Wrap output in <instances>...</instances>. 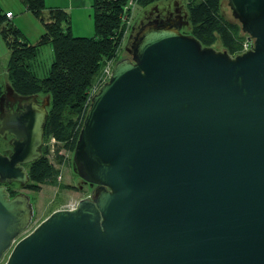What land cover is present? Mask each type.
Wrapping results in <instances>:
<instances>
[{
	"label": "water",
	"instance_id": "1",
	"mask_svg": "<svg viewBox=\"0 0 264 264\" xmlns=\"http://www.w3.org/2000/svg\"><path fill=\"white\" fill-rule=\"evenodd\" d=\"M222 1L252 50L204 48L179 16L139 26L73 151L90 199L20 239L32 208L2 184L28 183L47 111L36 96L0 108L4 264H264V0Z\"/></svg>",
	"mask_w": 264,
	"mask_h": 264
},
{
	"label": "trees",
	"instance_id": "2",
	"mask_svg": "<svg viewBox=\"0 0 264 264\" xmlns=\"http://www.w3.org/2000/svg\"><path fill=\"white\" fill-rule=\"evenodd\" d=\"M19 1L39 20L43 33L36 44L28 42L18 28L6 22L0 9V35L9 52V89L16 98L47 97L43 142L47 144L51 138L56 142L53 162L48 158L50 147L44 146L40 157L27 165L29 180L25 189L39 192L44 185L68 189L71 187L57 180L60 170L56 166L65 162L58 153H73L88 109L89 91L106 62L117 58L126 33V25L121 22L122 8L128 0H92V37H74L68 13L46 7L44 0ZM156 1L160 0H136V6L146 7ZM185 1L189 27L186 35H192L204 48L218 44L230 56L238 55L244 34L237 21L222 15L220 0ZM45 44L52 47L53 59L47 75L38 78L31 70V62ZM6 93L0 85V102ZM8 195L13 198L18 193L10 188Z\"/></svg>",
	"mask_w": 264,
	"mask_h": 264
},
{
	"label": "rangeland",
	"instance_id": "3",
	"mask_svg": "<svg viewBox=\"0 0 264 264\" xmlns=\"http://www.w3.org/2000/svg\"><path fill=\"white\" fill-rule=\"evenodd\" d=\"M54 4H61L59 0H52ZM56 2V3H55ZM92 2V0H91ZM0 7L4 11L8 10L12 15V25L16 26L22 31V33L28 38L29 42L36 44L39 37L43 33L42 25L39 20L34 18V16L28 12H25L23 4L19 0H0ZM221 13L225 16V11H228L226 7L223 6V1L220 0ZM67 12V11H66ZM68 15L71 12H67ZM76 10H73L74 14V27L76 29H81L83 26V21L75 19ZM82 14V13H81ZM159 15L158 19L165 20L169 18L172 20L174 16L180 17V32L188 34V24H187V9L185 0H160L156 1L146 7H135L130 15L129 24L126 25V33L122 41L120 50L118 52L117 58L114 61L115 65L119 60L124 57L130 59V55L127 54L126 49L131 41L134 32L137 31L138 27L151 20L153 16ZM227 19V18H226ZM228 20V19H227ZM78 21L77 23H75ZM85 22H89L86 20ZM92 32V31H91ZM76 37V36H74ZM212 49L216 51H223V49L218 45H214ZM9 58V52L1 38L0 35V85L4 90L7 91V86L9 85L6 75V66ZM52 47L49 44L42 45L38 54L31 62V70L38 78H44L47 75L48 68L52 62ZM9 95L7 94V97ZM36 102L38 105H45L47 107L48 99L43 96H36ZM50 147L49 141L45 145ZM56 148V147H55ZM51 149V147H50ZM5 148H1V151L5 152ZM59 155H63L65 162L61 166H56L60 170V184L64 186H69L68 189H59L53 186L44 185L41 187L39 192H33L25 189V186L19 184H14L11 186L15 192L19 195H24L32 208V215L30 222L27 227L21 233L18 239L29 234L41 221H43L50 213L53 211L64 208L68 204L78 203L80 200L90 199L91 192L86 182H84L77 174L75 166L73 164L72 158L73 153H67L60 150ZM49 160L53 162V153H49ZM7 191V190H6ZM9 254V250L2 256L0 264H4Z\"/></svg>",
	"mask_w": 264,
	"mask_h": 264
},
{
	"label": "crops",
	"instance_id": "4",
	"mask_svg": "<svg viewBox=\"0 0 264 264\" xmlns=\"http://www.w3.org/2000/svg\"><path fill=\"white\" fill-rule=\"evenodd\" d=\"M44 1L46 4V7H48V8H58V9H62V10L67 11V12L68 11L71 12V13H69V20H70L69 26H70V32L73 36H76V37H92L93 36L91 0H59V1H61V4H54L52 2V0H44ZM24 8H25V6H24ZM0 9H1V7H0ZM73 10H76L75 19L77 18L78 20L83 21V23H86V24H83V26L81 27L80 30L76 29L74 27L75 24L73 23V21H74ZM1 11H2L1 13L4 15H5V13L9 12L8 10L3 12L2 9H1ZM25 12H28L26 10V8H25ZM85 18H86V20H89L88 23L85 22ZM12 19H13V15H12V18H10V19L6 18V22L12 24ZM77 22L78 21H76L75 23H77ZM21 33H22V31H21ZM24 37L26 38L25 35H24ZM26 40L29 42L28 38H26ZM7 87L8 88H7L6 94H8L10 96V98H12L14 100L17 99L16 97H14L12 95V92L9 89V85ZM35 98H37V97H35ZM0 106H2V101L0 102Z\"/></svg>",
	"mask_w": 264,
	"mask_h": 264
},
{
	"label": "built area",
	"instance_id": "5",
	"mask_svg": "<svg viewBox=\"0 0 264 264\" xmlns=\"http://www.w3.org/2000/svg\"><path fill=\"white\" fill-rule=\"evenodd\" d=\"M136 7V0H128L127 3L123 6L122 8V14H121V22L125 25L129 24L130 21V15L133 12L134 8ZM5 17L10 19L12 18V14L10 12L5 13ZM248 36L244 35V38L241 42V47H240V51L238 53V55L244 54L248 51H251L253 48V40L249 39V41L247 40ZM251 45V47H250ZM114 65H113V60H109L106 62L101 74L99 75L98 79L96 80V82L94 83V85L92 86V88L89 91L88 94V98H87V106H89L90 101L92 99V97L98 92L99 88L108 82L110 75H111V71L113 69ZM55 140L53 138H51L49 140V144H50V152L53 153L54 151V145H55ZM57 180H60V177H57ZM77 203L74 204H68L66 205L64 208V210H74L76 208Z\"/></svg>",
	"mask_w": 264,
	"mask_h": 264
},
{
	"label": "flooded vegetation",
	"instance_id": "6",
	"mask_svg": "<svg viewBox=\"0 0 264 264\" xmlns=\"http://www.w3.org/2000/svg\"><path fill=\"white\" fill-rule=\"evenodd\" d=\"M23 102L24 101H22V103ZM19 104L20 103L17 101V99L14 100V99L10 98V96L7 97V94H6L5 98L2 100V106L1 107H3L5 110H10V111L14 112V111H20L21 110V107L19 106ZM12 143H13L12 135L7 134L6 132H4L2 135H0V154L8 156L12 151ZM45 145L46 144L43 142V133H42L41 144L37 148V151L40 154L42 153L43 147ZM5 147H6L5 152L1 151V148H5ZM24 168L27 170V165H25ZM14 184L15 183L2 184V186L5 187V189L7 190V193H8V190L10 189L11 186H14ZM86 185H88V187L90 189L94 188V186H92L88 183H86Z\"/></svg>",
	"mask_w": 264,
	"mask_h": 264
}]
</instances>
